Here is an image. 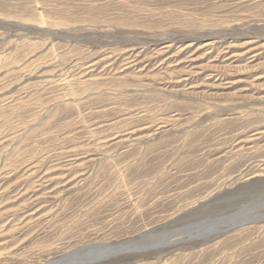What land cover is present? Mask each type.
I'll list each match as a JSON object with an SVG mask.
<instances>
[{
  "label": "rangeland",
  "instance_id": "374dc122",
  "mask_svg": "<svg viewBox=\"0 0 264 264\" xmlns=\"http://www.w3.org/2000/svg\"><path fill=\"white\" fill-rule=\"evenodd\" d=\"M162 240L264 264V0H0V264Z\"/></svg>",
  "mask_w": 264,
  "mask_h": 264
},
{
  "label": "bare ground",
  "instance_id": "6f19581e",
  "mask_svg": "<svg viewBox=\"0 0 264 264\" xmlns=\"http://www.w3.org/2000/svg\"><path fill=\"white\" fill-rule=\"evenodd\" d=\"M255 221H256V219H254V220L253 219H245V220L233 219V220L229 221L230 224L226 223L225 225L227 226V224H228V227L230 228L228 231H230L240 224H243L242 226H244V225H247V224L255 222ZM217 229L218 228H213L210 230L212 233H214L217 231ZM224 232H227V231H224ZM163 242H164V240L160 241L159 243L157 242V244H159L158 246H154V243H153V244H148L146 247L142 246L141 242H138V241H130V242H125V243H121L118 245H106V244L94 245V247H91V249H89V251H87V252L79 253L76 255H66V256H63L61 258L52 260L46 264H97L101 261H105L109 258H113V257H116L118 255L149 251L151 249L167 247L171 244L170 242L167 241V242H164V244L160 245V243H163ZM88 252L89 253H98V256L92 262H81L77 259L79 256H82L83 254L85 255Z\"/></svg>",
  "mask_w": 264,
  "mask_h": 264
},
{
  "label": "water",
  "instance_id": "95a60500",
  "mask_svg": "<svg viewBox=\"0 0 264 264\" xmlns=\"http://www.w3.org/2000/svg\"><path fill=\"white\" fill-rule=\"evenodd\" d=\"M243 224H240L238 226H236L235 228H238V227H242ZM245 226V225H244ZM234 228V229H235ZM91 247H94V245L92 246H87V247H83L73 253H70L69 255H76V254H79V253H84V252H87L89 251V249H91ZM98 256V253H86L85 255L83 254L82 256H79L77 259L81 262H92L93 260H95V258Z\"/></svg>",
  "mask_w": 264,
  "mask_h": 264
}]
</instances>
